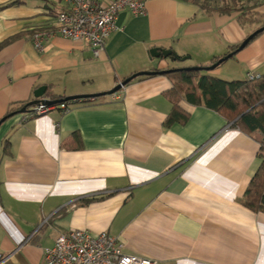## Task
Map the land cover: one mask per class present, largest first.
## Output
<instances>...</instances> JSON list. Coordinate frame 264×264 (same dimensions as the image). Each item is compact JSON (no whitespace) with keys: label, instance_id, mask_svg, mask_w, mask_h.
<instances>
[{"label":"crops","instance_id":"crops-1","mask_svg":"<svg viewBox=\"0 0 264 264\" xmlns=\"http://www.w3.org/2000/svg\"><path fill=\"white\" fill-rule=\"evenodd\" d=\"M144 6L143 15L116 14L94 57L58 34L43 38L41 50L34 45L32 34L54 27L63 0H0V43L7 41L0 120L35 100L42 85L65 97L88 95L140 71L204 67L264 23V0ZM152 47L182 60L151 57ZM263 72L264 30L209 71L225 80ZM171 86L164 74L141 75L113 94L73 101L65 113L32 116L28 106L0 122V264H44L43 248L74 229L111 234L125 252L159 264H264V213L242 203L261 162L259 134L186 100L187 121L165 127Z\"/></svg>","mask_w":264,"mask_h":264},{"label":"built area","instance_id":"built-area-1","mask_svg":"<svg viewBox=\"0 0 264 264\" xmlns=\"http://www.w3.org/2000/svg\"><path fill=\"white\" fill-rule=\"evenodd\" d=\"M64 7L55 17L50 30L35 31L31 39L38 49L41 40L55 34L70 40L78 47H88L94 57L105 50L108 37L115 29L114 18L124 9L135 15L145 13L144 0H112L108 4L98 0H63ZM251 73L247 78L257 77ZM51 109L68 112L66 103L48 105L39 102L31 115L37 116ZM44 264H159L158 261L124 251V243L106 232L92 235L83 229H74L59 234L52 246L43 248Z\"/></svg>","mask_w":264,"mask_h":264},{"label":"trees","instance_id":"trees-1","mask_svg":"<svg viewBox=\"0 0 264 264\" xmlns=\"http://www.w3.org/2000/svg\"><path fill=\"white\" fill-rule=\"evenodd\" d=\"M191 1L201 3L203 8L209 7L211 2V0H202V2L201 0ZM215 5L212 9L220 12L226 11L225 8H220L217 4ZM260 33L255 34L250 41ZM6 42L0 43V47L6 44ZM239 45L231 46L226 54L235 51ZM174 58L175 60H182V56L176 54ZM219 58H214L212 63ZM208 71L204 69L184 70L172 68V71L164 74L172 82L171 88L166 92V97L171 103V110L164 120V126L168 127L174 122L185 123L187 121L189 113L180 106V101L186 100L193 105H203L219 113L227 122H232L231 125L250 136L259 134L257 138L259 145L257 156L261 162L248 183L242 203L253 212L264 213V72L252 79L246 77L244 79L225 80L212 75ZM44 95L49 98L48 101L60 100L59 103L63 102L67 105L75 101L65 100V96L48 93L47 90L44 92ZM30 106L34 107V105ZM19 110V108L11 109L3 118L6 119L18 113ZM78 138L79 134L73 133L70 139L71 143L73 144L74 141H78ZM72 144L69 145L65 141L62 142V145L68 148H71ZM91 199L94 198L91 197L82 202Z\"/></svg>","mask_w":264,"mask_h":264},{"label":"water","instance_id":"water-1","mask_svg":"<svg viewBox=\"0 0 264 264\" xmlns=\"http://www.w3.org/2000/svg\"><path fill=\"white\" fill-rule=\"evenodd\" d=\"M264 30V26H262L261 28L255 30L254 32H252L251 34H249L238 46V48L235 51H231L228 54H226L225 56L220 57L217 61L213 62L211 65L209 66H187V67H182L179 69H184V70H200V69H204V70H212L214 69L216 66H218L222 61L228 59L230 56H232L236 51L241 50L242 48H244L249 41L253 38V36L261 31ZM149 54L151 57H169L171 60L175 59V52H173L171 49L169 48H162V47H152L149 50ZM172 71V69H165V70H149V71H140V72H136L134 74H132L131 76L125 78L124 80L120 81L118 84H116L113 88H111L110 90L106 91V92H102V93H96V94H88V95H72V96H67L65 97V100H78V99H88V98H94V97H99L101 95H106V94H113L117 91H119L121 88H123L127 83H129L133 78L141 76V75H154V74H165ZM46 86L42 85L39 86L38 88H36L34 90V97L36 98L35 100H32L30 102H28L24 107H22L20 109V112H24L26 111V107L30 106V105H36L39 102H45L48 105H52V104H56L59 103L60 100H56V101H48L45 100L43 98H41L45 92ZM5 118H2L0 120L3 121Z\"/></svg>","mask_w":264,"mask_h":264},{"label":"rangeland","instance_id":"rangeland-1","mask_svg":"<svg viewBox=\"0 0 264 264\" xmlns=\"http://www.w3.org/2000/svg\"><path fill=\"white\" fill-rule=\"evenodd\" d=\"M211 64H212V63H211ZM211 64H209V65H211ZM222 64H225V63H222ZM209 65H206V66H209ZM209 71H210V70H209ZM209 71H208V72H209Z\"/></svg>","mask_w":264,"mask_h":264}]
</instances>
